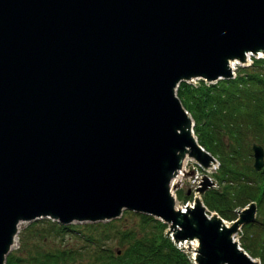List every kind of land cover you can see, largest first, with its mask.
<instances>
[{
  "label": "water",
  "instance_id": "water-1",
  "mask_svg": "<svg viewBox=\"0 0 264 264\" xmlns=\"http://www.w3.org/2000/svg\"><path fill=\"white\" fill-rule=\"evenodd\" d=\"M259 51L264 0H0V264L20 220L123 209L195 239L194 264H258L232 239L253 202L226 224L197 196L175 206L169 181L184 155L215 163L177 83L228 78L230 59Z\"/></svg>",
  "mask_w": 264,
  "mask_h": 264
},
{
  "label": "trees",
  "instance_id": "trees-1",
  "mask_svg": "<svg viewBox=\"0 0 264 264\" xmlns=\"http://www.w3.org/2000/svg\"><path fill=\"white\" fill-rule=\"evenodd\" d=\"M251 65L253 71L250 73L237 72L234 78L219 80L215 84H204L200 80L198 85L194 86L180 81L176 87V95L193 118V131L198 143L218 160V180L226 179V185L219 192L211 189L206 191L202 198L203 204L207 209L217 211L221 217L230 219L232 216L228 210L235 204L244 205L248 201H254L256 217L240 226L242 238L239 244L252 257L258 256L260 264H264V167L258 171L252 170L250 150L242 141L243 137L245 139L248 135L254 140L262 141L260 136L264 132V58L253 59ZM229 84L242 86L241 92L229 88ZM239 94H245L242 101L237 99ZM228 97L232 98L234 105H229L227 100L231 99H227ZM221 129L226 132L228 138L231 136L233 143L228 150L218 136ZM227 193L232 198L226 197ZM127 213H130V210L124 209L118 218L109 220L123 219ZM138 214L141 217V230L138 231L137 226H134L127 229L116 228L114 232L119 236L123 249L115 254L105 253L106 248L100 241V244L97 243L98 249L105 255L103 258L96 257L95 263L88 264H191L184 252L160 234L164 223L149 214ZM46 221L50 224L49 229H55V233L61 230L70 233L67 230L70 227ZM91 225L92 223H88V226ZM102 225L104 226L105 222ZM107 236L105 234V237ZM91 238L92 236H85L86 240ZM76 255L77 250L73 247H63L48 249L41 255L36 252V257H29L28 261L31 264H67ZM6 261L7 264H21L20 257L16 258L12 254L8 255Z\"/></svg>",
  "mask_w": 264,
  "mask_h": 264
},
{
  "label": "rangeland",
  "instance_id": "rangeland-1",
  "mask_svg": "<svg viewBox=\"0 0 264 264\" xmlns=\"http://www.w3.org/2000/svg\"><path fill=\"white\" fill-rule=\"evenodd\" d=\"M246 63L247 62H242V64H236L234 69L232 70L233 75L230 77L234 78L237 75V72H239L240 74L242 73L248 74L251 71H253V68L251 67L252 65L251 64L248 65ZM224 79L225 78H218L216 80H213L212 82H206L203 80L201 81L204 84H208V83L215 84L216 81L224 80ZM198 81H200V78H193L188 80L186 83L196 86L198 85ZM228 87L237 89L240 92L242 88V86L237 87L234 86L233 84H229ZM216 89L218 88L216 87ZM244 95L239 94L237 99H239V101H242V97ZM227 99H231V100H227L229 102V105H234L231 97L230 98L228 97ZM189 115L192 120V127H194L195 125L193 118L190 113ZM220 132L218 136L220 137L225 148H227L228 150V147H230L233 143L231 136H229L228 138V135L226 134L225 131H222V129L220 130ZM260 137L262 141L261 140L259 141V139L254 140L250 135H248V137H246L245 139L243 137L242 141L245 144V146H248V148L251 142H255L258 144L263 143L264 145V141H263L264 132ZM212 156L216 160V164H214L215 166L209 165L210 168L208 169L200 167L196 162H192L191 160L186 161L185 169L183 170V172H181L182 175L179 182L173 185V193L175 200L177 201V203H179L178 205H181V203L183 204L185 202L184 200L187 191H189L190 193V200H188L189 202L192 201V198L194 196H197L200 199L201 203L203 204L202 198L206 194V191L211 189L213 191L219 192L226 185L225 184L226 179L219 181L217 178L218 160L216 156L214 155ZM250 166H251V157H250ZM262 167H264V160ZM203 177H206L211 184L208 185L203 191H198L197 187L201 185ZM226 197L232 198V196H230L229 193L226 194ZM245 205L246 204L244 205L235 204L233 208L229 209L228 212L230 213V216H232L231 218H234L237 215V212L241 209V207ZM131 211L132 210H130V213H127L123 219H119L115 221H110L108 219H104L103 221L94 220L91 222L87 220H75V219L69 220L68 222H65L66 224L64 225L70 227L67 228V230L70 233H66L67 231L64 232V230H61L59 232L57 231V233H55L54 232L55 229L52 230L51 227L50 230L49 229L50 224L47 223L46 221L48 219L44 216L39 218H32L29 220H20L18 221L16 226L14 240L11 242L10 247L8 248L7 252L4 255L3 263L7 264L6 259L8 255L10 256L12 254L16 256V258L20 257L19 262L21 264H31L28 261V258L30 257L31 259L33 257H36V252H38L39 255H41L42 252H45L48 249L63 248V247H73L75 250H77V255L73 258L72 261L68 262L67 264L95 263L97 261L96 257L101 256L103 258V256L105 255L99 251L100 249H98L99 247L97 246V243L100 244V241L101 243H103V246L106 248L105 253L115 254V253H119L120 250L123 249V246L118 239L119 236L117 237L114 234L116 228L127 229L137 226L136 228L139 231L141 217L138 213H144V212H139V211L131 212ZM205 212L207 214L215 212L216 214H218V216H220L217 211L212 209H207L206 207H205ZM151 217L159 221L158 218H155L153 216ZM255 217H256V213H255ZM104 222L105 225L103 226L102 223ZM88 223H92V225L88 226ZM224 223L228 224L229 222L227 220H224ZM53 233H55L56 235ZM168 233L169 235L166 238L171 240V235L169 232V223L164 222V225L161 227L160 234H162L164 237ZM105 234H107L108 236L105 237ZM85 236H92V238L86 240ZM241 238H242V233L240 229L232 233V239H234L236 242L239 243L241 241ZM174 244L176 247L180 248L184 252V254L189 256V258L191 253L192 254L194 253L193 246L191 245L189 240H185L184 242L182 241L176 242ZM253 258L256 261L259 260L258 256H254Z\"/></svg>",
  "mask_w": 264,
  "mask_h": 264
},
{
  "label": "bare ground",
  "instance_id": "bare-ground-1",
  "mask_svg": "<svg viewBox=\"0 0 264 264\" xmlns=\"http://www.w3.org/2000/svg\"><path fill=\"white\" fill-rule=\"evenodd\" d=\"M249 54H250V53H247V52H246V54H245V58H244V62H247V61H248V55H249ZM256 54H257V55H264V52L259 51V52H257ZM240 63H242V62L238 61L237 59H230V60H229V66H230V68H231L232 70L234 69V67H235L236 64H240ZM187 160H191L192 162H194V160H193L192 158H190V157L187 156V155H184V156L182 157V159H181L180 167L174 171V174H173L172 177L170 178V181H169V185H170V193H171V195H172L173 197H174V193H173V185L176 184L177 182H179V180H180V178H181V175H182L181 172H183V170L185 169V164H186V161H187ZM214 164H215V163H211L210 166H215ZM210 166L205 167V169L210 168ZM174 199H175V197H174ZM174 204H175V206H178V207H182V206H183L182 203H181V205L179 206V205H178L179 203H177L176 200H175ZM169 229H170V228H169ZM13 240H14V238L12 239V241H13ZM189 241H190V243H191V245H192L193 247L196 246V240H195V239H190ZM183 242H184V241H183Z\"/></svg>",
  "mask_w": 264,
  "mask_h": 264
}]
</instances>
